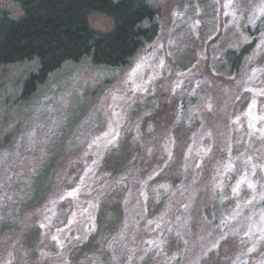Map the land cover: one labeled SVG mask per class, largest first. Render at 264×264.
I'll return each mask as SVG.
<instances>
[{
	"label": "rangeland",
	"instance_id": "obj_1",
	"mask_svg": "<svg viewBox=\"0 0 264 264\" xmlns=\"http://www.w3.org/2000/svg\"><path fill=\"white\" fill-rule=\"evenodd\" d=\"M149 4L125 67L68 62L28 99L35 63L0 69V264H68L90 237L78 264H264V0Z\"/></svg>",
	"mask_w": 264,
	"mask_h": 264
},
{
	"label": "trees",
	"instance_id": "obj_2",
	"mask_svg": "<svg viewBox=\"0 0 264 264\" xmlns=\"http://www.w3.org/2000/svg\"><path fill=\"white\" fill-rule=\"evenodd\" d=\"M6 1L16 5L21 14L13 19L8 12L0 11V69L21 62L35 63V71L23 81L22 99L33 96L53 72L68 62L88 60L95 67H125L159 32L158 13L149 0ZM96 13L111 20L108 32L90 27L88 17ZM252 48L253 44L237 54L225 55L224 61L233 68L235 78ZM122 155V150L112 153V170ZM92 242L90 237L84 245L72 249L66 263L78 264ZM127 259L125 253L118 255L119 264H129Z\"/></svg>",
	"mask_w": 264,
	"mask_h": 264
}]
</instances>
